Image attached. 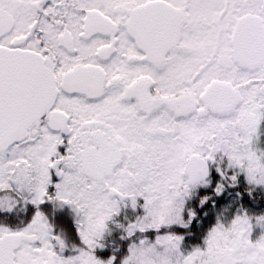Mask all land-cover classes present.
Segmentation results:
<instances>
[{
  "label": "snow or ice",
  "instance_id": "obj_1",
  "mask_svg": "<svg viewBox=\"0 0 264 264\" xmlns=\"http://www.w3.org/2000/svg\"><path fill=\"white\" fill-rule=\"evenodd\" d=\"M0 264H264V0H0Z\"/></svg>",
  "mask_w": 264,
  "mask_h": 264
}]
</instances>
